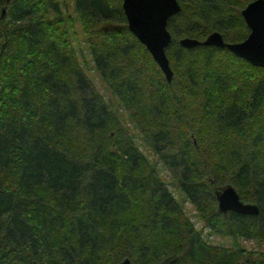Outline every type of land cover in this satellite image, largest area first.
<instances>
[{
  "label": "trees",
  "instance_id": "1",
  "mask_svg": "<svg viewBox=\"0 0 264 264\" xmlns=\"http://www.w3.org/2000/svg\"><path fill=\"white\" fill-rule=\"evenodd\" d=\"M71 1L0 0V264H264V250L204 238L161 176L209 232L264 240V66L177 42L213 29L241 40L250 0H177L168 81L121 0ZM74 21L157 160L82 68ZM228 184L257 213L219 212Z\"/></svg>",
  "mask_w": 264,
  "mask_h": 264
},
{
  "label": "water",
  "instance_id": "2",
  "mask_svg": "<svg viewBox=\"0 0 264 264\" xmlns=\"http://www.w3.org/2000/svg\"><path fill=\"white\" fill-rule=\"evenodd\" d=\"M121 8L128 30L141 42L153 61L168 81L172 71L169 67L164 47L170 40L166 28L167 18L179 10L177 0H121ZM240 15L248 29L239 41H226L221 33L213 29L204 38L181 36L178 44L184 48L196 45L225 47L232 54L253 66H264V0H250L241 9ZM2 13V12H1ZM216 207L219 212L227 210L242 214L257 213V205L239 199L232 185H225L215 192ZM116 264H130L125 258Z\"/></svg>",
  "mask_w": 264,
  "mask_h": 264
},
{
  "label": "rangeland",
  "instance_id": "3",
  "mask_svg": "<svg viewBox=\"0 0 264 264\" xmlns=\"http://www.w3.org/2000/svg\"><path fill=\"white\" fill-rule=\"evenodd\" d=\"M66 4H67L66 10L72 11L71 9L72 1L66 0ZM73 26L75 28V31L71 35V39L73 41L75 48L77 49L78 59L81 62L82 68L86 72L87 76L90 77L95 88L102 94L104 99L108 101L110 107L114 110V112H116L121 124L124 127H126V130H128L133 135L134 141L138 145L139 149H141L150 160L152 159L157 160L156 156L151 152V150L146 146V144L143 143V140L140 137L139 132L129 121V119L125 114V111L120 108L113 94L107 88L105 82L102 80V78L97 73V71L93 69L90 53L86 47V44L83 39V35L79 30V26L76 21L73 22ZM157 166L160 167L159 162H157ZM161 176L164 179V181L167 183V186L171 189L173 195L181 204L183 210L186 212L190 220L193 222L194 226L196 228H200V227L202 228L201 233L204 238H206L207 240L213 243L232 245V246L243 245L247 248L264 250V240L242 238V237H231L228 235H218L213 232H209L206 227H202L203 226L202 221L196 215L194 208L189 204L187 200H184L181 197V194H179L178 190L176 189V186H174V184L171 182L169 178V174L166 172V170L161 169Z\"/></svg>",
  "mask_w": 264,
  "mask_h": 264
}]
</instances>
